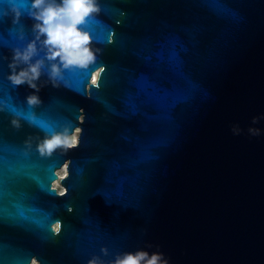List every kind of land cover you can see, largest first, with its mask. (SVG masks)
Segmentation results:
<instances>
[{
	"label": "water",
	"instance_id": "95a60500",
	"mask_svg": "<svg viewBox=\"0 0 264 264\" xmlns=\"http://www.w3.org/2000/svg\"><path fill=\"white\" fill-rule=\"evenodd\" d=\"M95 3L94 60L54 87L38 41L36 92L8 79L31 0H0V264H264V0Z\"/></svg>",
	"mask_w": 264,
	"mask_h": 264
},
{
	"label": "clouds",
	"instance_id": "9594fccd",
	"mask_svg": "<svg viewBox=\"0 0 264 264\" xmlns=\"http://www.w3.org/2000/svg\"><path fill=\"white\" fill-rule=\"evenodd\" d=\"M12 11L19 17L22 12L13 7ZM99 11L95 0H31V5L27 14L35 23L33 31L35 40L27 45L23 50L14 51L12 62L9 67L12 69L8 79L15 86L27 84L30 88L39 92L36 81L39 80L45 59H36L40 51L37 47L39 41L43 48L47 49L45 54L49 62V80L54 87H58V80L61 78V69L71 65L84 66L95 58L94 52L90 49V34L84 32L80 25L84 24L86 19L93 13ZM43 37V40H41ZM19 65H26L17 72ZM29 106H36L41 103L38 95L31 94L27 98ZM14 126L19 127L16 120L12 122ZM77 145L74 136H68V129L63 132H57L50 138H46L39 150L41 153L51 154L55 149H70ZM107 255V250L102 249ZM159 256L153 254L149 258L146 252H128L117 255L111 264H158ZM88 264H104L100 258H93Z\"/></svg>",
	"mask_w": 264,
	"mask_h": 264
},
{
	"label": "bare ground",
	"instance_id": "6f19581e",
	"mask_svg": "<svg viewBox=\"0 0 264 264\" xmlns=\"http://www.w3.org/2000/svg\"><path fill=\"white\" fill-rule=\"evenodd\" d=\"M95 78H96V74L93 75V81H95ZM77 133H78V130H76L75 133L72 135V136L75 137L76 140H77ZM72 136H70V138H71ZM65 172H66L65 167L59 169V171H58V177H59V179L62 178V177L65 175ZM61 174H62V175H61ZM59 179H58V181H56V182L54 183V187H55L57 190L60 188L59 191H61L62 189H61V186H60V184H59ZM32 264H35V263H32Z\"/></svg>",
	"mask_w": 264,
	"mask_h": 264
},
{
	"label": "rangeland",
	"instance_id": "374dc122",
	"mask_svg": "<svg viewBox=\"0 0 264 264\" xmlns=\"http://www.w3.org/2000/svg\"><path fill=\"white\" fill-rule=\"evenodd\" d=\"M77 130H78V132H79V129L77 128ZM77 139H78V133H77ZM58 171L59 170H57V174H58ZM65 174H66V172H65ZM62 175V174H61ZM62 189V188H61ZM60 190V188L58 189V191Z\"/></svg>",
	"mask_w": 264,
	"mask_h": 264
},
{
	"label": "built area",
	"instance_id": "2783aa9c",
	"mask_svg": "<svg viewBox=\"0 0 264 264\" xmlns=\"http://www.w3.org/2000/svg\"><path fill=\"white\" fill-rule=\"evenodd\" d=\"M52 186L54 187V182L52 183Z\"/></svg>",
	"mask_w": 264,
	"mask_h": 264
}]
</instances>
